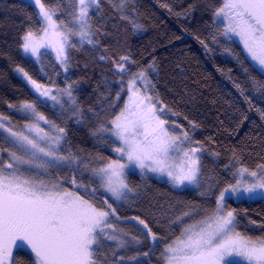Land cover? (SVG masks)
Here are the masks:
<instances>
[{
    "label": "snow or ice",
    "instance_id": "1",
    "mask_svg": "<svg viewBox=\"0 0 264 264\" xmlns=\"http://www.w3.org/2000/svg\"><path fill=\"white\" fill-rule=\"evenodd\" d=\"M65 2L64 9L57 6ZM134 2L55 0V4L50 5L48 0H30V6L37 9L35 15L41 26L35 31L31 28L26 31L20 48L37 60L42 47L54 48L59 65L67 72L71 63L67 49L85 44L95 48L99 44L96 37L102 25L94 23V16L100 13L97 19H103L102 5L107 3L121 19H129L125 13ZM195 7V4L190 5L184 15H189ZM212 15L215 31L211 33L210 42L219 44L221 36L240 38L254 66L244 64L239 56L237 59L248 74L250 90L264 101V78H260L264 77V0H221V6L214 8ZM132 23L136 29L141 27L135 21ZM197 39L207 52L213 50L204 40ZM225 51L231 49L225 48ZM99 58L108 59L105 55ZM112 62L118 75L129 76L126 84L121 81L122 87L115 99L119 101L126 87L128 102L112 118L105 108L101 112L88 111L96 118L90 134L103 143L115 137L119 146L112 150L119 159L93 167L91 155L64 149L63 145L69 143L67 127L39 112L35 102L26 101L19 106L20 111L30 113L35 119L36 123L25 125L35 135L14 131L3 122L8 117L0 115V129L7 133L3 139L10 145L0 146V264H151L158 250L157 264H264V238L253 239L238 231L239 213L226 204V198L264 200V164L258 165L255 171L243 166L236 168L232 173L238 177L236 182L227 183L218 190L215 208L199 223L184 222V217L191 216L195 209L167 221L163 226L184 225L178 237L169 240L161 236L139 216L129 218L135 222L139 234L119 227L116 222L120 217L113 204L139 198V192L127 179L126 169L137 167L142 177L149 172L167 176L174 188L206 187V191L200 192L201 196L211 194L221 181L215 175L206 176L203 171L198 155L204 151L202 144L194 142L187 130L175 135L166 127L168 121L162 116L171 109L165 110L148 75V69L156 71L155 62L149 64L148 69L141 68L134 73L128 67L135 64L130 56H120ZM16 71L39 94L40 103L51 100L53 107L59 105L64 115L68 110L62 98L67 97L71 115L66 118L74 119L77 124L87 123L85 110L73 95L75 82L64 88L57 87L54 93L51 87L33 79L23 67L18 66ZM254 72L259 75H253ZM233 84L249 107H253L245 95V88L235 80ZM41 97L46 99L41 100ZM114 106L108 104V108ZM256 111L264 119V110L257 108ZM39 121L48 125L50 131L41 128ZM190 124L193 129L198 127ZM172 127L177 126L173 124ZM5 153L7 161L3 159ZM233 160L238 162L235 153ZM23 165L28 166L27 174L22 171ZM33 169L38 170L35 175ZM51 169H67L69 175L53 179ZM85 172L90 174L88 183L83 181ZM43 175L50 178L45 180L41 178ZM65 183L74 186L73 190L65 188ZM250 223L256 224V221ZM260 227L264 228V224ZM108 241L115 243L109 245ZM161 244L164 245L162 250ZM129 249H134V254L129 255ZM14 250L16 255H13ZM21 252L29 257L27 261L20 259Z\"/></svg>",
    "mask_w": 264,
    "mask_h": 264
},
{
    "label": "trees",
    "instance_id": "2",
    "mask_svg": "<svg viewBox=\"0 0 264 264\" xmlns=\"http://www.w3.org/2000/svg\"><path fill=\"white\" fill-rule=\"evenodd\" d=\"M48 2L55 4L52 0ZM193 4L196 5L195 10L184 15ZM57 6L63 8L62 4ZM220 6L221 0H135L125 13L129 19H121L104 3L103 19H97L100 13L94 16V23L102 25L96 37L99 44L95 48L85 44L69 49L71 63L64 75L49 51L41 53L39 66L20 48L26 31L29 28L35 31L41 26L35 15L37 9L25 0H0V114L21 124L27 118L18 114L15 108L26 101L35 102L50 120L67 127L68 149L81 155H91L93 167L101 165L116 158L112 150L116 143L113 139L103 143L90 134V129L96 125V118L88 109L101 112L105 108L109 118L119 114L125 102L126 87L120 93L119 101L115 99L116 93L120 92L121 81L126 84L129 80L128 75L121 76L113 70L112 61L120 56H130L135 61V64L128 65L133 73L155 62L156 71L150 75L159 99L166 110L176 113L172 116L184 130L193 132L194 141L203 145V171L206 176L215 175L221 183L211 194L201 196L194 189L177 190L165 181L148 178L134 205L117 208L114 203L113 207L120 217L116 223L132 234L139 233L134 227L135 222L129 218L139 216L161 236L169 240L178 237L183 225L172 224L170 228L163 225L186 210L200 209L203 216L211 213L218 190L236 180L231 166L233 153L238 158L236 164L248 169L254 170L264 164V119L256 111L257 108L264 110V101L258 93L250 90L248 74L243 71L237 56L243 58L246 65L254 66L253 62L235 40L221 36L219 44L210 42L211 33L215 31L213 9ZM133 21L140 24L141 29L134 28ZM197 37L213 50L207 52ZM225 48L231 51L226 52ZM101 55L108 59L100 60ZM18 66L45 86L62 88L75 82L74 93L85 110L87 123L77 124L62 116L53 106L40 103L30 87L16 74ZM253 75L259 74L254 72ZM234 80L245 88V95L253 107H249L234 87ZM109 103L115 106L108 108ZM190 122L198 127L193 129ZM51 172L54 177L68 176L59 169H52ZM84 177H88L87 172ZM127 177L136 190L141 188L142 181L138 175L129 173ZM226 204L239 213L238 231L253 239L264 237V228L260 227L264 224V200L227 199ZM187 221L184 217V222ZM250 221H256V224ZM114 243L108 241L109 245ZM162 248L163 244L160 250ZM128 254H134V249H129ZM158 256L159 250L151 264H157ZM20 259L27 261L29 257L21 252Z\"/></svg>",
    "mask_w": 264,
    "mask_h": 264
},
{
    "label": "rangeland",
    "instance_id": "3",
    "mask_svg": "<svg viewBox=\"0 0 264 264\" xmlns=\"http://www.w3.org/2000/svg\"><path fill=\"white\" fill-rule=\"evenodd\" d=\"M25 1L30 2V0H25ZM52 1L55 2V0H52ZM61 4L63 5V8H62V9H64V8L67 6V5H66V2H65V3H61ZM62 18H63V16H62ZM139 29H141V28H139ZM75 39H76V38H73V42H75ZM231 39L237 41L238 43H240V44L243 46V44L241 43L240 38H239L238 36H232ZM44 50L49 51V52L54 56L55 60L57 61L56 51H55L54 48H51V47H42V48L40 49V52L42 53ZM22 51H23V50H22ZM66 51H67V54H68L69 49H67ZM23 54H24L26 57L30 58L31 60L35 61L39 66H41V56H40L39 60H37L36 57H33V56H31L30 54H29V55H26L24 52H23ZM225 54H228V53H225ZM57 63H58V61H57ZM58 64H59V63H58ZM61 69H62V68H61ZM145 69H148V68H145ZM68 71H69V69H68ZM68 71H67V72H64L63 69H62V72H63L64 75H66V74L68 73ZM15 72H16V74H17V75H18V76H19V77H20V78H21V79H22V80H23V81H24V82L30 87V89H31L32 92L36 95V97H38L39 94L35 92V90H34V89L32 88V86H31V85H30V84L24 79V77H23L20 73H18L16 70H15ZM151 73H153V71H152L151 69H148V75H149V77H150V79H151V82H152V78H151V75H150ZM66 86H67V85H66ZM66 86H64V87H66ZM46 87H51V88L53 89L54 93H55V89L57 88V87H54V86H46ZM64 87H62V88H64ZM126 90H127V89H126ZM126 92H127V91H126ZM73 95H74V97L76 98L77 103L79 104L78 99H77V97H76L74 91H73ZM127 96H128V94L126 93V98H125V102H124L123 108H124L125 104L128 102ZM40 99H41V100H45L46 98L41 97ZM62 99L65 101V109L68 110V111H67L64 115H62V116H65V117L70 116V115H71V112H70L69 105L67 104V97H63ZM45 103H47V104H49V105H51V106H53V104H54V102L51 101V100H46ZM19 106H20V105H19ZM19 106H18L17 108H15V111H16L18 114L25 116V117L27 118V120L21 122V124H17V123H15V122H13L11 119L8 118L7 121H3V122H4L5 124H7L8 126L13 127V130H14V131H17V132H23V133L26 134V135H35L34 132H29V130H28L27 128H25V125H26V124H29V123H36L35 119L32 117V115H31L30 113H25V112L20 111ZM80 107H81V106H80ZM158 107H159V106H158ZM54 108L57 109L58 112L61 113V109H60V106H59V105H56ZM81 108H82V107H81ZM123 108H122V109H123ZM122 109H121V110H122ZM37 110H38L39 112H41V111L38 109V107H37ZM165 110H166V109H165ZM166 111H167V110H166ZM41 113H42V112H41ZM43 114H44V113H43ZM0 115H1V114H0ZM44 115H45V114H44ZM45 116H46V115H45ZM46 117H47V116H46ZM162 118H163V119H166V120L168 121V124L166 125V127H168L169 131H170V132H173L175 135H181V133H182L183 131H185V130L183 129V127H181V125L175 120V118L172 116V114H171L170 112H169L166 116H162ZM71 120H74V119H71ZM173 124H175V125L177 126L175 129H173V127H172ZM39 125H40L41 128H44L45 131H50L49 128H48V125H46L43 121H39ZM6 135H7V133H5L2 129H0V146L10 147V145H7V144L5 143V141H4V139H3V137L6 136ZM189 135L191 136L192 140L194 141V139H193V132H189ZM106 136H107V135H106ZM112 139L115 141V137H112ZM194 142H195V141H194ZM115 143H116V146H119V141H115ZM116 146H115V147H116ZM63 148H64V149H68V148H67V145H63ZM204 153H205V148H204V151H203V152L198 153V155H200V158H201V163H202V158H203ZM115 156H116V158H114V159H119V156H118L117 153H115ZM3 159H4L5 161H7L8 157H7V154H6V153L3 155ZM114 159H110V160H114ZM106 162H107V161H106ZM104 163H105V162H104ZM102 165H103V163H102L101 165H98V166H102ZM231 166H232V170H233L232 172H233V173L236 171V168L241 167V165H239V164L237 165L235 161H233V163H232ZM21 167H22V171H25V173L27 174L28 166H27V165H23V166H21ZM51 170H52V169H51ZM51 170H50L51 178L54 179V178H56V177H60L59 175H57L56 177H54L53 174H52V172H51ZM249 170H250V171H255V170H257V169H254V170L249 169ZM37 171H38V170L33 169V170H32V174L35 175ZM59 171L64 172L65 175H69V172H68L67 169H59ZM126 171H127L128 174H129V173H134V174L138 175V176L141 178L142 185H141V188H140L139 190H137V191L139 192V194H140V192H142L143 188L145 187V185H146V181H147L148 178H154V179L159 180V181H165V182H167L172 188H174V187L171 185V183H169L167 176H161V175H159L158 173H151V172H149V173H147V175H146L145 177H142V176H141V170H140L139 168H137V167H131V168H129V169H126ZM127 176H128V175H127ZM41 178L47 180V179H49L50 177H49V175H43ZM246 178H247V179H252V178H250V177H246ZM127 179H128V177H127ZM235 179H238V177H235ZM89 180H90V174H89V173H88V177H84V176H83V181H84L85 183H88ZM235 182H236V180H235ZM235 182H234V183H235ZM64 187L67 188L68 190H73V188H74V186H71V185H69V184H67V183L64 184ZM184 188L194 189V190H196L199 194H200L201 191H206V190H207L206 187H202V188H200V189H196V188H193V187H191V186H188V187H181V188H174V189L181 190V189H184ZM101 191H102V190H101ZM81 194L83 195V193H81ZM85 198H87V197H85ZM226 200H227V198H226ZM233 200H235V199L233 198ZM244 200H247V199H244ZM136 201H137V199H134V200L130 199L127 203L117 202V203H115V205L117 206V208L125 207V206L127 207V206H132V205H134V204L136 203ZM192 210H193V209H192ZM195 210H196V211H194V212L192 213L191 216H187V217H186V219H187L188 221L185 222V224L199 223L201 220L205 219L206 215L203 216V214H202L203 211H202V210H200V209H195ZM209 214H210V213H209ZM207 215H208V214H207ZM183 226H184V225H183ZM183 226H182V227H183ZM263 238H264V237H263ZM163 246H164V245H163ZM162 249H163V248H162Z\"/></svg>",
    "mask_w": 264,
    "mask_h": 264
},
{
    "label": "flooded vegetation",
    "instance_id": "4",
    "mask_svg": "<svg viewBox=\"0 0 264 264\" xmlns=\"http://www.w3.org/2000/svg\"><path fill=\"white\" fill-rule=\"evenodd\" d=\"M17 253H16V251L14 250V252H13V255H16Z\"/></svg>",
    "mask_w": 264,
    "mask_h": 264
}]
</instances>
